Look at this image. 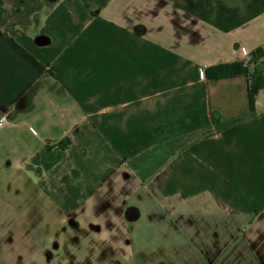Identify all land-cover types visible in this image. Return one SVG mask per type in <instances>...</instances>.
Here are the masks:
<instances>
[{
  "label": "crops",
  "instance_id": "crops-1",
  "mask_svg": "<svg viewBox=\"0 0 264 264\" xmlns=\"http://www.w3.org/2000/svg\"><path fill=\"white\" fill-rule=\"evenodd\" d=\"M263 47L264 0H0V199L44 197L42 242L57 209L132 264H264V88L201 75Z\"/></svg>",
  "mask_w": 264,
  "mask_h": 264
},
{
  "label": "rangeland",
  "instance_id": "rangeland-1",
  "mask_svg": "<svg viewBox=\"0 0 264 264\" xmlns=\"http://www.w3.org/2000/svg\"><path fill=\"white\" fill-rule=\"evenodd\" d=\"M43 198L29 187L21 193L1 195L0 250L2 247L5 257L0 258V264H132L124 256L112 253L106 243L88 234L80 235V228L61 218L57 209L48 217L52 220L53 237L44 242L38 240L47 229L43 226ZM173 257L167 254L166 264H175ZM154 260L158 264V259Z\"/></svg>",
  "mask_w": 264,
  "mask_h": 264
},
{
  "label": "trees",
  "instance_id": "trees-1",
  "mask_svg": "<svg viewBox=\"0 0 264 264\" xmlns=\"http://www.w3.org/2000/svg\"><path fill=\"white\" fill-rule=\"evenodd\" d=\"M205 75L209 79L245 76L248 84L250 108L255 110L257 96L264 88V47L253 51L248 60H236L212 65L205 69ZM70 145L71 139L66 137L51 147L67 149Z\"/></svg>",
  "mask_w": 264,
  "mask_h": 264
},
{
  "label": "water",
  "instance_id": "water-1",
  "mask_svg": "<svg viewBox=\"0 0 264 264\" xmlns=\"http://www.w3.org/2000/svg\"><path fill=\"white\" fill-rule=\"evenodd\" d=\"M48 41H49L48 38L45 36H41L37 39V43H39V44L47 43ZM138 215H139V213L135 207H131L127 211V216L131 220L137 218Z\"/></svg>",
  "mask_w": 264,
  "mask_h": 264
},
{
  "label": "built area",
  "instance_id": "built-area-1",
  "mask_svg": "<svg viewBox=\"0 0 264 264\" xmlns=\"http://www.w3.org/2000/svg\"><path fill=\"white\" fill-rule=\"evenodd\" d=\"M201 75L205 76V70L204 69H201Z\"/></svg>",
  "mask_w": 264,
  "mask_h": 264
}]
</instances>
